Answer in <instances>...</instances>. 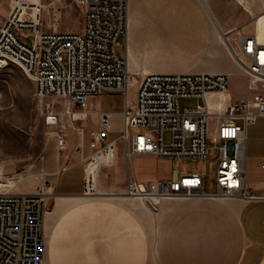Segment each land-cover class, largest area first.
<instances>
[{"label":"built area","instance_id":"2783aa9c","mask_svg":"<svg viewBox=\"0 0 264 264\" xmlns=\"http://www.w3.org/2000/svg\"><path fill=\"white\" fill-rule=\"evenodd\" d=\"M75 2L83 12L78 32L59 30L57 24L46 29L42 21L43 12H48L58 22L67 12L68 0H41L37 17L36 7H23L19 15L12 11L0 27V63L20 65L35 82L39 101L52 110L54 106L48 99L56 97L73 119L76 108L87 112L90 97L105 92L123 93L126 103L119 141H107L113 121L111 113L104 112L91 135L95 153L109 145L116 149L122 142L126 155L174 160L207 159L216 154L218 158L216 193L203 190L202 174L175 170L170 177L158 179H141L132 174L124 194L154 204L165 197L264 200V193L258 194L247 182L248 128L264 117V42L241 27L232 32L233 38L224 33L253 93L248 99H228L227 73L130 72L127 59L118 53L120 36L129 27V0ZM239 2L250 9L243 0ZM251 12L256 18L257 14ZM181 98L203 99L204 103L182 109ZM57 113H48V117L55 116L53 124L62 129L57 144L64 150L67 141L63 131L67 126L60 123ZM133 127L147 130L133 132ZM115 159L116 150L106 165H114ZM261 165L264 167V161ZM88 167L87 161L84 193L91 194L95 190L87 183ZM53 195L48 183L36 191L0 190V264H44L43 224L47 201Z\"/></svg>","mask_w":264,"mask_h":264},{"label":"crops","instance_id":"0c3cea01","mask_svg":"<svg viewBox=\"0 0 264 264\" xmlns=\"http://www.w3.org/2000/svg\"><path fill=\"white\" fill-rule=\"evenodd\" d=\"M243 2L256 18L239 0H129V27L120 36L118 53L127 59L132 73H227L247 78L244 73L230 72L236 67L226 54L214 55L221 47L215 31L233 38L232 32L241 27L264 42V4L261 0ZM235 94L230 89L227 98L234 99ZM236 95L253 97L252 92ZM125 103L123 93L105 92L90 97L86 113L76 108L74 119L70 116L72 125L63 131L66 147L52 181L53 210L59 198L73 199L48 225L45 215L44 264H264V200L172 198L165 208L162 200L155 204L157 210L145 204L149 210L142 208L144 217L149 214L155 219L152 240L141 213L114 196H96L124 194L109 190L103 181L100 186L102 164L109 159L93 154L90 141L104 112L112 115L111 132L118 128L121 135ZM90 119L94 126L88 130ZM130 156L134 164L154 158ZM87 161L93 171L87 177L88 186L95 190L91 194L84 193ZM263 161L264 117H259L248 128L247 159V182L258 194L264 193ZM65 213L68 218H62Z\"/></svg>","mask_w":264,"mask_h":264},{"label":"rangeland","instance_id":"374dc122","mask_svg":"<svg viewBox=\"0 0 264 264\" xmlns=\"http://www.w3.org/2000/svg\"><path fill=\"white\" fill-rule=\"evenodd\" d=\"M40 2L41 0H0V27L12 11L19 14L23 7H36L37 17ZM42 21L46 29H50L48 26L52 24H57L59 30L78 32L82 27L83 12L75 0H68L67 12L58 22L55 23L48 12H43ZM123 38L124 36L121 37L122 45H124ZM122 45L119 47L120 52L123 49ZM247 82L244 76L238 78L230 76V89L236 94L251 92ZM236 94L235 100L239 99ZM48 100L53 104L52 111L54 110L55 113L64 109L63 102L56 97ZM202 103L204 100L198 98L180 99L182 109ZM48 113L46 104L42 105L36 95L35 82L25 70L15 63H0V188H9L10 191H36L45 183L52 185L53 178L60 168V158L64 150H60L57 144V136L58 133H62V129L58 125L50 126L47 120ZM92 119L88 122V130L94 126ZM61 123L63 125L72 123L69 114H62ZM146 130L144 127L132 128L133 132ZM119 136L120 132L117 128L110 133L107 141L110 142ZM166 138L167 140L170 138L169 133ZM115 150V164L103 166L100 174V186L103 181L109 190L124 192L127 179L132 174L140 178L150 176L168 178L175 170L183 174L200 173L204 178L206 192L213 193L218 190L216 154L207 159L172 160L154 157L151 158L152 160L140 159L134 164L131 156L126 155L122 142L117 143L116 149L111 145L109 161L113 158ZM55 200L53 196L48 199L47 216L53 210ZM65 214L62 218H68V213ZM148 215V220L154 224V216ZM141 217L146 226V218L143 215Z\"/></svg>","mask_w":264,"mask_h":264},{"label":"bare ground","instance_id":"6f19581e","mask_svg":"<svg viewBox=\"0 0 264 264\" xmlns=\"http://www.w3.org/2000/svg\"><path fill=\"white\" fill-rule=\"evenodd\" d=\"M14 15H19V14H15ZM216 35H219V39L221 41V47L218 51H215L214 52V55L217 56V54H220L219 57L223 55H227L229 57V59L231 60V62L233 63L234 67H236L235 70H231L230 72H233V73H243L244 71V68L242 67V65L237 61V59L234 57L232 51L230 50V48L228 47L226 41H225V37H224V34L221 33L220 34H217V32L215 31ZM259 39V38H258ZM260 40V39H259ZM261 41V40H260ZM263 42V41H261ZM225 52V53H224ZM133 61V60H132ZM222 62V60H221ZM138 67V66H137ZM42 104V103H41ZM43 105V104H42ZM211 106L214 107L215 106V103L211 102ZM49 114H52V115H55V111L49 109ZM63 113H66L65 110H60L57 115L59 117V120H60V123H61V116ZM72 125V123H69L67 125H64V126H68V125ZM63 125V124H62ZM50 126H55L54 124H51ZM93 154H99L102 156V158L104 160H108L109 157H110V150H109V146H107L106 148L98 151L97 153L93 152ZM93 157V155H92ZM103 166H105V164H102ZM101 165V166H102ZM88 175L87 177H91L92 174H93V171H92V167L90 164H88ZM0 190H9V188H0ZM58 197H61L62 195H57ZM72 196V195H71ZM75 196V195H74ZM80 196V195H79ZM94 196V195H93ZM97 197H102L104 199H108V198H111L110 196H114L116 200H119V201H122L124 203H126L127 205H129L132 209L138 211L139 213H141V215L144 216V214L146 215V212H143L142 211V208L145 207V204L146 201H143L141 200L140 198L138 197H134V196H129V195H126V194H117V195H96ZM109 196V197H108ZM73 198H59L58 202H57V206L56 208L49 212L48 213V216H47V225L50 223V220L51 219H54L61 210H63L64 206L66 205V203H68L67 201L71 200ZM170 199L172 198H169V197H165L164 200L161 199L163 201V207L165 208L166 205L169 203V201H171ZM161 200H156V204L160 203ZM146 209H148L147 207H145ZM149 210V209H148ZM153 222H150V220H148L146 218V226H147V229H148V232L151 236V239L153 240L154 238V225L152 224Z\"/></svg>","mask_w":264,"mask_h":264},{"label":"water","instance_id":"95a60500","mask_svg":"<svg viewBox=\"0 0 264 264\" xmlns=\"http://www.w3.org/2000/svg\"><path fill=\"white\" fill-rule=\"evenodd\" d=\"M47 120H48V123L53 124L56 122V117L55 116H49L47 118ZM146 203L151 209L157 210V206L151 200H147Z\"/></svg>","mask_w":264,"mask_h":264}]
</instances>
